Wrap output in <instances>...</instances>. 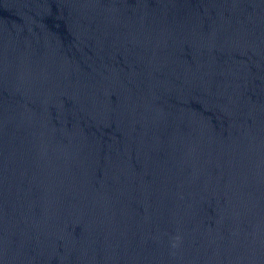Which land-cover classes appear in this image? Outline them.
<instances>
[{
	"label": "water",
	"instance_id": "1",
	"mask_svg": "<svg viewBox=\"0 0 264 264\" xmlns=\"http://www.w3.org/2000/svg\"><path fill=\"white\" fill-rule=\"evenodd\" d=\"M198 0H0V40L144 8Z\"/></svg>",
	"mask_w": 264,
	"mask_h": 264
}]
</instances>
